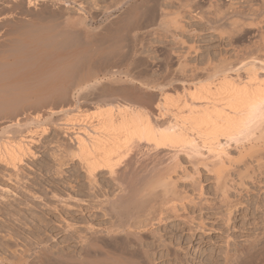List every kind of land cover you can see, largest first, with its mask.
I'll list each match as a JSON object with an SVG mask.
<instances>
[{"label":"rangeland","instance_id":"1","mask_svg":"<svg viewBox=\"0 0 264 264\" xmlns=\"http://www.w3.org/2000/svg\"><path fill=\"white\" fill-rule=\"evenodd\" d=\"M0 13L8 16L0 14V89H11L8 95H12L4 97L0 90V99L11 100L24 93L34 100L38 91L44 93L67 77L68 83L64 82L69 84L77 76L75 81L79 79L83 85L73 97L76 105L71 117H93L97 107L107 104H129L150 110L163 95L177 111L184 101L190 100L189 94L193 93L195 85H209L217 81L222 72L228 73L231 69L230 73L242 68L243 72L253 64L264 69V0H0ZM173 18L184 29L177 28L178 23L173 25ZM30 22L35 27L28 26ZM58 42L63 43V49H57L61 46ZM44 54L53 56L52 66L58 57H68L73 69H68L63 78L52 77L41 85V66L29 67L36 56ZM261 64L263 67H259ZM58 100L53 102L57 104ZM24 108L28 109L27 105L21 112L18 110L22 118L29 115ZM4 114L0 116L2 122L13 115ZM169 114L159 119L160 125L172 121ZM47 124V144L43 145L44 149L33 147L37 158L26 160L24 167L28 178L37 177L39 182L41 179L42 188L34 187L26 175L21 182L13 173L0 169L4 173H0L3 175H0V264H16L21 257L27 259H22L20 264H264V154L254 156L262 158V167L257 165L258 159L253 158L254 151L264 150L263 143H257L246 158L243 149L252 147V142L242 140L239 144L236 141L227 144L234 161L227 170L230 172L227 180H234V184L227 181L232 187L228 191L229 204L221 203L223 197L215 175L202 166H199V174L195 173L191 160L181 152L177 164L180 167H174L176 172L171 169L170 172H174L165 177L173 180L174 193L178 194L176 199L175 194L170 198L171 203H175L173 208L172 204L164 206L165 211L157 208L149 218L151 221H145L147 226L143 224L145 227L141 225L140 229H129L131 234H123L124 228L119 224L125 225L124 220L129 222V215H134L140 207L138 200L132 201V196L142 185V174L150 171L160 158L163 168L167 163L166 167L170 166L172 157L166 151L160 150L159 155L155 149H148L150 154L132 148V156L129 153L130 157H125L127 161L121 159L116 162L120 165L115 166L120 170L116 169L118 175L123 174L126 180L119 176L121 180L113 181L114 175L110 177L108 171H102L91 187L82 164L71 159L72 149L68 148L74 144H67L66 140L68 148L62 155L64 172L57 175L53 170L46 176L40 167L42 163L54 164L56 141L63 140ZM239 152H244V156ZM128 157L130 160L133 157L131 169L127 166ZM240 158L247 167L235 164ZM145 161L148 162L145 164ZM133 169L137 170L134 174ZM227 205L232 207L231 219L227 216L231 207Z\"/></svg>","mask_w":264,"mask_h":264},{"label":"bare ground","instance_id":"2","mask_svg":"<svg viewBox=\"0 0 264 264\" xmlns=\"http://www.w3.org/2000/svg\"><path fill=\"white\" fill-rule=\"evenodd\" d=\"M12 4H14V3H12ZM24 5L25 4L23 3V6ZM14 6H16V5L14 4ZM116 7H117V4H116ZM13 9L14 8H12V10ZM95 9H97V8H95ZM188 9H190V8H188ZM14 12H15V10H14ZM4 14L2 13L1 15L3 16ZM5 16H6V18H8V16L6 14H5ZM0 18H1V16H0ZM4 18L5 17H3L2 19H4ZM171 21H172L173 25H176L178 23V21L174 18L171 19ZM171 21H170V23H171ZM179 23H178L177 28L179 27V29H184V26L181 23L180 24ZM31 25L32 24L30 22V24H28V26H31ZM37 26L38 25H36V27ZM1 27H2V25H1ZM33 27H35V26H33ZM39 27H41V26H39ZM258 27H259V25H258ZM33 30H35V29H33ZM39 30L37 29V31H39ZM61 32H62V30H61ZM7 33H8V31H7ZM36 35H38V34H36ZM260 35H261V33H260ZM32 38H36V37H32ZM44 39L45 38H43V40ZM51 39H52V37H51ZM263 41L264 40L262 39V43L264 44ZM55 42H56V40H55ZM57 44H60V43L58 42ZM61 44L63 45V43H61ZM62 45L57 47V49L58 48L63 49L64 45H63V48H61ZM21 46H22V44H21ZM40 46H41V44H40ZM258 46H259V44H258ZM249 50H250V48L248 49V51ZM43 53H45V52H43ZM38 54H36V55H38ZM253 56H254V54H253ZM51 58L53 59V56L51 54L50 55L44 54L42 56H36L34 59L32 58L33 62L31 64V67H29V68H32L33 66H35V67H38V65L41 66L40 76L42 78V81H41V83L40 82L39 83L43 86L45 84H47L50 81L49 79L52 77L63 78L64 76H67L66 75L67 70L72 68V67L70 68V65L72 64V62L70 61V59H68V57L66 58V56H62V57L60 56L57 59H55L56 64L53 65L54 67L51 64ZM28 59H26V60L28 61ZM82 60H84V59H82ZM252 61H254V60H252ZM255 61H257V60L255 59ZM22 62L24 63V61H22ZM79 62H81V60H79ZM258 62L259 61H257V63ZM3 63H1V64H3ZM40 63H42V64H40ZM74 64H77V63H74ZM81 64H83V63H81ZM8 65L9 64H7V66ZM7 66H5V67H7ZM71 66H73V64ZM257 66L253 64V65L249 66V68L247 67V70L244 68V71H243L244 76L242 75L243 68H242V70H239V69L234 70L235 72H233V73H230V71L232 69L228 73H224V74H223V72L222 73L218 72V73L222 74L221 77L218 76L219 75L218 73H215V75L218 74L217 75L219 77L218 80L215 82L213 81L212 83L210 82L211 84L208 83L209 85H205V86H204V84L203 85L201 84L200 86L195 85L193 87L194 89L192 90L193 93L189 94V95H191L190 100L188 102L183 100L185 102L183 104V107L180 106V108H179V106H178L179 109L177 111H174L176 109L171 108V107H173V104L170 103V100L168 99V97L166 95H163V97L161 99H158L155 107L151 108L150 110L144 109V107L140 108L139 106H134V105H129V104H125V105H111V104L108 105L107 104L105 106L97 107V110H96L97 113L95 115H93V117H90L91 119L89 117H85V116L71 117L70 113L74 109V106L76 105V104L74 105L73 97L76 95L77 92H79L81 90L80 87H82V85H83V84L81 85L79 79H77V82L75 81V78L77 76H75V78L73 77L71 79L72 81L74 80L76 83H73L74 81L72 82L70 80L69 84H66V83H68V79H67L68 77H67L66 78L67 82H66V80H64L66 83L64 81H63V83L60 82L57 85H55L54 87L46 89V91L44 93H41L40 91H38L36 95L33 94L35 96L34 100H32L33 98L31 99L27 95H23L24 93H22V94L17 93L19 96H14V98L11 100L1 98L0 99V116H5L4 113H13V115H12V117L7 119L6 121L4 120V122L0 121V122H2V124H1L2 128L0 131V167H1L0 169H2L3 172H5V171L9 172V174L13 173L15 175V177L20 178V181L22 182V180L25 179V175H26L25 174L26 171L24 169V167L26 166V160H28V159L35 160L37 158V154L33 150V147H37V148L39 147V148L44 149L43 145L47 144V143H45V141H46L45 139H47L46 136H49V129L47 128L48 127L47 123H49L51 125V128L53 127V130H55L58 135H61L64 141L63 140L62 141H59V140L56 141V143L58 144V146H57L58 149L56 151V154H54V156H55L54 157L55 160H53L54 164H51V162H48L46 164L42 163L40 169L44 173H46V176H48V173H52L53 170H54L53 173L57 174V175L62 174L64 172L63 166H64L65 162L63 161L64 157L62 155H63V152H66V150L68 148V145H67L68 143L74 144V145L71 144L73 147L70 146V148H68V150L72 149L71 159H74L75 161L82 164V166L81 165L80 166H81L82 170L84 169L83 171H85L84 172L85 175L88 176L87 178L89 179L88 181H90L89 183H90L91 187H93L94 182L96 181V176L99 172L108 171V175L110 177H112L113 175L115 177V174L118 175V173L116 171H118L119 169L116 168V169H118V170H116L115 166L117 167L118 166L117 164H119V163H116V162H118L119 160L121 161V159H126L125 157L129 156V153L130 154L132 153V148H133V151L135 149H137L138 152H139V150L140 151H145V150L148 151V149H150V151H151V149H155L156 152L158 151L159 155L162 154V152H159L160 150L166 151L168 153V155H170V157H172L171 158L172 161L170 160L172 162V164H170V166L166 167V165L168 164L167 163V164H165V168H163L164 163L163 164L159 163L161 160V158H160L158 161V163L161 164L160 166L156 162L157 164L156 163L155 164L157 166L154 164L155 166H153L150 169V171L148 169L147 170L148 172L146 171V173L142 174L143 176L141 175L143 177V179H141V181L143 180L141 183L142 185H140V186L138 185L140 183L138 180L137 181L139 183L137 185L139 187L137 189L132 185L136 190L133 191V193H134L132 196L133 198L130 195L129 196L132 198L133 202L135 200H138L140 203V207L139 206L137 207L138 211H134L135 212L134 215L132 214L131 216L129 215V217L127 216L128 217L127 219H129V218L130 219L128 220L129 222H127V220H124V221H126V222H124L125 225L118 223L119 227L124 228L123 234H125V233L131 234L129 229H133L135 227H137V228L139 227V229H140L141 225L143 226V224H145V225L148 224V223H145V221L150 220L149 218L154 213H156L155 211H158L157 208H159L160 210L163 211L164 208L168 204H172L171 203L172 199L170 200V198H171V196L173 197V195L175 194L174 192H176V191H174V189H175V187L173 186L174 182H172L173 180L169 181V178H165V177H169L167 175H169V172L171 169L175 170L179 166L177 164H179V162H178L179 158L178 157H179V154L181 155V152H182V154H184V155L186 154V156L189 157V159L191 160L190 163H192V165L194 166V167L193 166L192 167L195 168L194 169L195 173L199 174V172H200L199 166H202V167H205L209 173L215 175L216 183L218 185V190H220L219 192H220V194H222V197H223L222 198L223 201L221 203L223 204V202H224L225 204H229L230 199H229V194H228L229 192L228 191L230 189L229 187H231V186H228L229 183L227 181H232V180H227V179H230V177H229L230 172H227V170H228V167H230V165L232 166V163H234V161L232 160L231 153L229 152V149H227V144L234 142V141L238 142L237 144H239V141H242V140L243 141L245 140L246 142L247 141L252 142L253 143L252 147H250L247 150L245 149L246 147L243 149L246 151L245 156H244L245 151L239 152L245 158L248 155V153L250 154L254 151V149H256L257 143L258 144L263 143L262 146H264V127H263V125H264V73H263L264 69L258 68ZM259 67H263V65L261 64V66H259ZM77 68H79V67H77ZM91 69L92 68H90V70ZM71 73H73V72L71 71ZM89 73H91V72H89ZM92 73H95V72L92 71ZM0 74H2V73H0ZM15 74H17V73H15ZM34 76H33V79H34ZM58 76H60V77H58ZM80 78L83 79V77H80ZM0 81H2V80H0ZM70 82H72V83H70ZM16 84H18V83H16ZM19 84H21V83H19ZM27 85H28V83H27ZM33 85H36V84H32V86ZM15 89H16V87H15ZM0 90L3 91L2 89H0ZM9 90L11 91V89H9ZM9 90L6 89L3 91L4 97H7L8 94H11ZM188 90H189V88H188ZM14 91H16V90H14ZM11 96L8 95V97H11ZM53 97H56L57 99H59L58 100L59 103H57V104L54 103L55 100L57 101V99L56 98L53 99V101H54L53 102L52 101ZM171 100H173V99H171ZM26 105H27L28 109L24 108L23 111H25V112L27 111V113H29V115L27 113L23 112V115L27 114V116L26 117L23 116V118H22V117H20L22 115L18 114V110L20 111V109L23 107H26ZM176 105H177V102H176ZM32 111H33V113H32ZM14 113H16L18 115L16 116V114L14 115ZM169 113L172 114L171 115L172 121L170 120V122H167V124L160 125L159 121L162 120L160 118L164 119V117L167 116ZM7 116H9V114ZM93 119H95V121H93ZM62 138H60V139H62ZM66 140H67V144L65 145ZM230 146H229V148H230ZM45 147L47 149V146H45ZM48 147H50V146H48ZM247 147H249V146H247ZM262 149L263 148H261V150H259V153H257L256 151L253 152V158H254V160L258 159L256 161L259 162L257 165L258 166L260 165V167H262V165H261L262 162H260V160H262L261 157L264 154V153H262V151H264ZM152 152H153V150H152ZM254 153H255V155H254ZM137 154L138 153H136V155ZM256 154H260V155L262 154V155L259 158H255ZM159 155H157V156H159ZM130 156H132V154ZM166 156H167V154H166ZM129 157H128V159H129ZM161 157H162V155H161ZM244 157L242 158L243 162H245ZM132 158H131V160L129 159V161H128L129 163L126 162L128 164L127 165L128 168H130V169L132 167V164H131L133 161ZM242 159L240 158L239 161L237 160L238 162L235 164H238V165H239V163L241 164ZM140 160H141V158H140ZM125 161H127V159ZM142 161H144V160H142ZM147 162L145 161V164ZM115 163H116V165H115ZM245 163H242V164L246 166ZM173 164H175L176 166H174ZM235 164H234V166H235ZM172 165H173V167H171ZM56 166L58 169L56 168ZM245 166H243V167H245ZM263 166H264V162H263ZM174 167H176V168L174 169ZM54 168H56V170ZM2 170H0V173H2ZM26 170H28V168ZM126 170H128V169H126ZM134 170L135 169H133L131 171L132 174H134L133 172L137 171V170L136 171H134ZM141 170H139V171H141ZM119 172H120V170H119ZM143 172H144V170H143ZM172 172H174V171H172ZM172 172H170V173H172ZM175 172H176V170H175ZM121 173H122V171H121ZM130 173H127V174H130ZM241 173H243V172H241ZM2 174H4V173H2ZM2 174H0V175L3 176ZM6 174H8V173H6ZM6 174L4 175L5 177L7 176ZM13 174H12V176H14ZM127 174H125V175H127ZM164 175H166V176H164ZM9 176L10 175H8V177ZM119 176L122 178L123 174L118 175V177ZM230 176H232V175L230 174ZM11 177L9 179H11ZM114 177H112L113 181H114V179L116 182H117V180H121L120 177L119 178L117 176L115 178ZM124 177L125 176H123V178ZM26 178H28L27 175H26ZM138 179H140V178H138ZM28 181H32L33 182L32 185L34 184V187H35V185H36V187H39V188H42V186H44L41 184V183H43V182H41V179H40V182H41L40 183L39 178L37 179V177L33 178V179L28 178ZM45 181H46V179H45ZM122 181L124 182V180H122ZM233 181H232V183H233ZM119 182L120 181H118V183ZM232 183L230 182V184L233 186L234 183L233 184ZM57 185H59V182L57 183ZM48 186H50V185H48ZM55 186H54V188H55ZM61 186H62V184H61ZM61 186H58V188ZM29 187H30L29 188V190H30L32 187L31 186H29ZM32 190H34V188ZM38 191H39V189H38ZM135 191H136V193H135ZM26 195H27V193H26ZM177 195L178 194H175L174 198ZM103 197H104V195H103ZM131 198H129L130 201H131ZM174 198H173V200H174ZM38 201L40 202L41 200L38 199ZM104 201H106V200H104ZM4 203L7 204V202H4ZM25 204H27V203H25ZM134 204L132 206H134ZM174 204H172V208H173ZM135 205H137V204H135ZM7 206H8V204H7ZM170 206L171 205H169V207ZM227 206L229 207L230 205H227ZM231 206H232V204H231ZM133 208H135V207H133ZM8 210H9V208H8ZM170 210L174 211V209H170ZM136 212H137V214H136ZM168 212H170V211L168 210ZM228 212L229 213L227 216L229 219H231V216L233 213L232 207H231V209H229ZM7 213H8V211H7ZM132 216H134V217L132 218ZM118 217H120V216H118ZM151 219L153 221V218H151ZM121 220H122V217H121ZM121 220H118V221H121ZM115 225L118 227L117 224H115ZM120 225H122V226H120ZM145 225L143 227H145ZM108 229H109V227H108ZM112 230H113V228H112ZM121 230H123V229H121ZM113 231H115V230H113ZM123 238H125V237H123ZM87 241H88V238H87ZM14 248H16V247H14ZM22 259H23L22 257H21V259L19 258V262L17 261V263L20 264V261ZM26 259H23V260H26ZM114 262H116V260Z\"/></svg>","mask_w":264,"mask_h":264}]
</instances>
